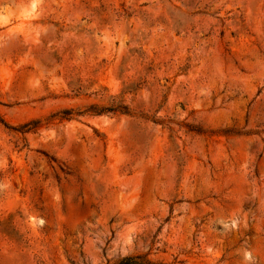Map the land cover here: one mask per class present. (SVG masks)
Returning a JSON list of instances; mask_svg holds the SVG:
<instances>
[{"label":"rangeland","instance_id":"obj_1","mask_svg":"<svg viewBox=\"0 0 264 264\" xmlns=\"http://www.w3.org/2000/svg\"><path fill=\"white\" fill-rule=\"evenodd\" d=\"M127 257L264 264V0H0V264Z\"/></svg>","mask_w":264,"mask_h":264},{"label":"trees","instance_id":"obj_2","mask_svg":"<svg viewBox=\"0 0 264 264\" xmlns=\"http://www.w3.org/2000/svg\"><path fill=\"white\" fill-rule=\"evenodd\" d=\"M90 108H91L90 109L91 112H94L95 114L102 113V112H104V110H110V109H107L108 107H101V109H99V110L92 109L93 107H90ZM111 110H114V109H111ZM117 264H141V263H138L132 257H127V258L122 259Z\"/></svg>","mask_w":264,"mask_h":264}]
</instances>
